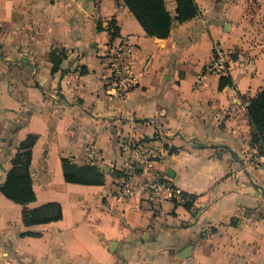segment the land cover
I'll return each mask as SVG.
<instances>
[{
  "label": "crops",
  "instance_id": "0c3cea01",
  "mask_svg": "<svg viewBox=\"0 0 264 264\" xmlns=\"http://www.w3.org/2000/svg\"><path fill=\"white\" fill-rule=\"evenodd\" d=\"M196 2L200 15L179 23L166 0L173 26L160 39L123 0H0V264H264V168L252 163L247 113L264 87V0ZM111 21L135 45L137 85L125 98L103 81ZM215 44L234 51L222 75L205 72ZM53 50L64 55L56 66ZM28 134L38 137L28 207L63 213L31 226L1 191ZM124 143L149 150L150 174L174 194L152 197L139 171L134 194L118 195ZM63 158L104 176L67 182Z\"/></svg>",
  "mask_w": 264,
  "mask_h": 264
},
{
  "label": "trees",
  "instance_id": "16d2710c",
  "mask_svg": "<svg viewBox=\"0 0 264 264\" xmlns=\"http://www.w3.org/2000/svg\"><path fill=\"white\" fill-rule=\"evenodd\" d=\"M147 35L165 39L169 37L173 26V17L167 8L166 0H123ZM176 17L179 23L191 20L200 15L201 11L196 0H176ZM109 33L111 39L118 34L114 21L110 22ZM57 50L51 52V59L55 66L59 65L63 56L56 55ZM234 58V55L233 57ZM56 69V68H55ZM227 80L221 79V87ZM247 113L251 125V147L258 155L264 156V87L251 98L247 105ZM36 134H28L22 140L18 152L12 159V167L1 187L2 193L8 199L23 206L22 220L26 226L59 220L63 217L62 207L58 203H48L41 207L30 208L28 204L36 200L31 174L32 148L37 141ZM174 148L170 153H174ZM64 179L70 183L88 184L104 174L96 165H78L67 158L62 159ZM139 171V170H138ZM118 176L123 172L117 171ZM124 176H126L124 174ZM187 199L185 206L191 209L194 195L183 194Z\"/></svg>",
  "mask_w": 264,
  "mask_h": 264
},
{
  "label": "built area",
  "instance_id": "2783aa9c",
  "mask_svg": "<svg viewBox=\"0 0 264 264\" xmlns=\"http://www.w3.org/2000/svg\"><path fill=\"white\" fill-rule=\"evenodd\" d=\"M233 54L234 51L215 44L212 59L206 65L205 72L220 75L227 73L231 68ZM135 56V45L129 37H115L107 44L103 58L106 60V69L109 71V75L105 76L103 81L108 95L125 98L136 87L138 73L134 68ZM152 62L153 57L151 55L144 59L142 74L149 71ZM123 148L129 151L131 156L126 165L123 187L118 193L120 197H129L134 194L136 188L133 184V178L139 171L149 173L145 186L152 197H158L162 191L174 194V189L169 183L163 182L156 174H150L148 149L143 148L139 143H124ZM252 163L256 168H264V156L255 154Z\"/></svg>",
  "mask_w": 264,
  "mask_h": 264
},
{
  "label": "rangeland",
  "instance_id": "374dc122",
  "mask_svg": "<svg viewBox=\"0 0 264 264\" xmlns=\"http://www.w3.org/2000/svg\"><path fill=\"white\" fill-rule=\"evenodd\" d=\"M264 43V42H263ZM263 47H264V45H263Z\"/></svg>",
  "mask_w": 264,
  "mask_h": 264
}]
</instances>
